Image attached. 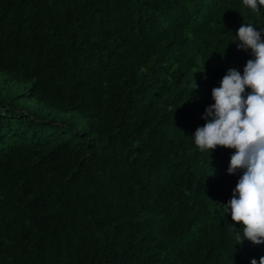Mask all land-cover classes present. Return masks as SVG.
Wrapping results in <instances>:
<instances>
[{"label":"trees","instance_id":"1","mask_svg":"<svg viewBox=\"0 0 264 264\" xmlns=\"http://www.w3.org/2000/svg\"><path fill=\"white\" fill-rule=\"evenodd\" d=\"M246 22L264 40L243 0H0V264L259 262L235 149L192 136Z\"/></svg>","mask_w":264,"mask_h":264},{"label":"clouds","instance_id":"2","mask_svg":"<svg viewBox=\"0 0 264 264\" xmlns=\"http://www.w3.org/2000/svg\"><path fill=\"white\" fill-rule=\"evenodd\" d=\"M250 9L264 6V0H243ZM231 43L238 50L251 49L254 59L247 61L243 74L230 68L212 89L211 104L205 112L206 124L192 134L194 143L201 149L217 147L235 149L231 155L228 173L240 178L232 198L223 205L232 220L236 244L245 240L254 245L264 244V40L262 31L254 24H242ZM205 71V67L203 69ZM200 71V72H203ZM250 89V92H246ZM251 264H264V257Z\"/></svg>","mask_w":264,"mask_h":264}]
</instances>
